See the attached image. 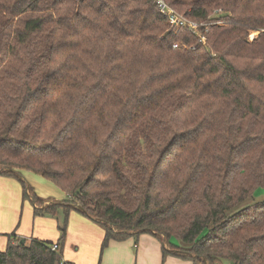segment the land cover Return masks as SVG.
Masks as SVG:
<instances>
[{
  "label": "trees",
  "instance_id": "1",
  "mask_svg": "<svg viewBox=\"0 0 264 264\" xmlns=\"http://www.w3.org/2000/svg\"><path fill=\"white\" fill-rule=\"evenodd\" d=\"M165 1L222 25L200 44L151 0H0V175L34 217L99 224L103 248L149 233L194 263L264 264V0ZM23 173L67 199L39 207ZM23 241L0 264H62L59 241Z\"/></svg>",
  "mask_w": 264,
  "mask_h": 264
},
{
  "label": "rangeland",
  "instance_id": "2",
  "mask_svg": "<svg viewBox=\"0 0 264 264\" xmlns=\"http://www.w3.org/2000/svg\"><path fill=\"white\" fill-rule=\"evenodd\" d=\"M257 35L258 32H250L247 41L252 42ZM21 178L42 200L38 205L41 208L67 199L58 187L39 175L23 173ZM256 200H264V190H258ZM249 204L251 201L242 206ZM11 235L27 242L59 241L62 257L70 264H104L108 251L115 264H200L171 253L176 251L172 247H181L176 239L167 244L149 233L131 236L130 241L111 242L112 246L103 248L104 230L99 224L73 209L65 212L63 206L54 213L34 217L31 200L23 197L21 184L14 177L0 175V251L5 250Z\"/></svg>",
  "mask_w": 264,
  "mask_h": 264
},
{
  "label": "built area",
  "instance_id": "3",
  "mask_svg": "<svg viewBox=\"0 0 264 264\" xmlns=\"http://www.w3.org/2000/svg\"><path fill=\"white\" fill-rule=\"evenodd\" d=\"M152 3L156 6L158 12L160 13L161 16L164 17L166 24L169 26L170 29L174 33H176L180 28L186 27L190 32H192L194 35H196L199 39V43L203 44L205 41V37L199 34V29L200 28H207L212 25H222V21H215L210 24H202L198 23L195 21H191L186 19L183 15L177 13L174 9H172L165 0H151ZM213 15L218 18L220 15H223L221 10H216L214 11ZM205 32L207 33V29H205ZM177 45H174V48H176ZM190 50L193 49V47L189 48ZM58 245L54 244L52 246V251H57L58 250ZM61 263L63 264L64 261L61 258Z\"/></svg>",
  "mask_w": 264,
  "mask_h": 264
},
{
  "label": "crops",
  "instance_id": "4",
  "mask_svg": "<svg viewBox=\"0 0 264 264\" xmlns=\"http://www.w3.org/2000/svg\"><path fill=\"white\" fill-rule=\"evenodd\" d=\"M127 241H130L131 240V238H128V239H126ZM126 240H124V241H126ZM111 242H115V241H111ZM111 242H109L108 244H110ZM111 245V244H110ZM112 246V245H111ZM110 246V247H111ZM62 252V254H63V251H61ZM106 253H108L107 255V258H106V260H105V263L104 264H115L114 262L116 261L115 259H111V257H112V255L111 254H109L110 252L108 251V252H106ZM131 257L129 256V259H130ZM62 259H63V257H62ZM129 259H128V261H129ZM63 261L64 262H66V263H68L67 261H65V259H63ZM126 262H127V260H126ZM128 263V262H127Z\"/></svg>",
  "mask_w": 264,
  "mask_h": 264
},
{
  "label": "water",
  "instance_id": "5",
  "mask_svg": "<svg viewBox=\"0 0 264 264\" xmlns=\"http://www.w3.org/2000/svg\"><path fill=\"white\" fill-rule=\"evenodd\" d=\"M20 243H21V244H23V243H24V241L22 240Z\"/></svg>",
  "mask_w": 264,
  "mask_h": 264
}]
</instances>
